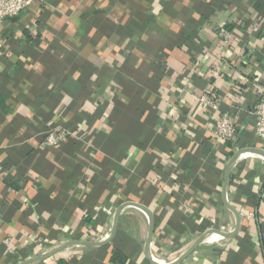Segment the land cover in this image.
I'll return each instance as SVG.
<instances>
[{
	"label": "crops",
	"instance_id": "1",
	"mask_svg": "<svg viewBox=\"0 0 264 264\" xmlns=\"http://www.w3.org/2000/svg\"><path fill=\"white\" fill-rule=\"evenodd\" d=\"M263 97L264 0H36L0 27V264L103 242L120 208L108 244L34 264H152L151 224L158 261L205 235L179 264H264L263 159L224 190L262 148Z\"/></svg>",
	"mask_w": 264,
	"mask_h": 264
},
{
	"label": "built area",
	"instance_id": "2",
	"mask_svg": "<svg viewBox=\"0 0 264 264\" xmlns=\"http://www.w3.org/2000/svg\"><path fill=\"white\" fill-rule=\"evenodd\" d=\"M36 0H0V27L9 19H13L21 15ZM219 36L227 43L232 38V33L226 29L219 30ZM205 105H212L210 98L204 96L201 99ZM215 107V106H214ZM255 115L257 117L256 134L260 140L264 150V97L258 105ZM237 125L230 115L221 116L212 131V136L217 142L227 143L235 139L237 136ZM67 138V133L59 132L51 134L47 139V144L51 147L60 146ZM244 156V155H243ZM264 161V158H262Z\"/></svg>",
	"mask_w": 264,
	"mask_h": 264
},
{
	"label": "water",
	"instance_id": "3",
	"mask_svg": "<svg viewBox=\"0 0 264 264\" xmlns=\"http://www.w3.org/2000/svg\"><path fill=\"white\" fill-rule=\"evenodd\" d=\"M246 154L257 155V156H259L261 158H264V150L263 149H244V150H240L238 153H236L235 156L233 157L230 165H229V169H228V172H227V175H226V178H225L224 190H226L227 185H228V181H229V177H230V167H231V165L238 158H240V157H242L243 155H246ZM129 206L138 208L141 211L147 213V210L144 207L140 206V205L129 204ZM121 212H122V208H120L118 210L117 216H116L115 221L113 223V226L111 228L110 235L105 241L99 242V243L87 242V241H72L71 243H67V244L61 245L60 247H57L55 249L48 250L47 252L43 253L39 257L27 259L26 261H24L21 264H34V263H37V262L48 260L51 257H53L55 254H57L58 252H60L62 250H65L66 248H68L70 246H72V247L74 246V247H77V248H85V247H100V246H104V245L108 244L113 239V237L115 235V232H116V229H117V226H118V223H119V217L121 215ZM237 217H238V215H237ZM239 225H240V218L238 217V227H239ZM215 232L219 236H221L223 238H226V239L232 238L235 235V233L226 234V233H222V232H218V231H215ZM152 236H153V225L151 224L148 240H147L146 246H145L146 256L149 259V261L152 262V264H161V263L155 261L153 259V257H152V252H151V239H152ZM205 237H206L205 235L200 237L197 240V242L195 243V245L188 252H186L184 255H182V257H180V259L178 261H176L175 264H179L182 261H184L185 259H187L194 252V250L200 245V243L204 240Z\"/></svg>",
	"mask_w": 264,
	"mask_h": 264
},
{
	"label": "trees",
	"instance_id": "4",
	"mask_svg": "<svg viewBox=\"0 0 264 264\" xmlns=\"http://www.w3.org/2000/svg\"><path fill=\"white\" fill-rule=\"evenodd\" d=\"M111 262L113 264H126L127 258L120 251H114L111 257Z\"/></svg>",
	"mask_w": 264,
	"mask_h": 264
},
{
	"label": "bare ground",
	"instance_id": "5",
	"mask_svg": "<svg viewBox=\"0 0 264 264\" xmlns=\"http://www.w3.org/2000/svg\"><path fill=\"white\" fill-rule=\"evenodd\" d=\"M215 237H217V239H214ZM220 240L221 238L219 237V236H217V235H213V236H211L209 239H208V241L209 242H211V241H213V240ZM154 259V258H153ZM155 261H157V262H159V263H161V264H168V262H166V261H158V260H156V259H154Z\"/></svg>",
	"mask_w": 264,
	"mask_h": 264
}]
</instances>
